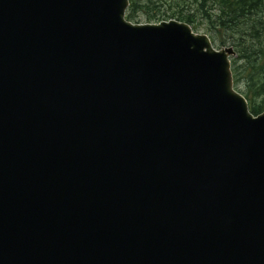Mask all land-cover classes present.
<instances>
[{"label": "water", "instance_id": "water-1", "mask_svg": "<svg viewBox=\"0 0 264 264\" xmlns=\"http://www.w3.org/2000/svg\"><path fill=\"white\" fill-rule=\"evenodd\" d=\"M127 6L0 0V264H264L233 50Z\"/></svg>", "mask_w": 264, "mask_h": 264}, {"label": "trees", "instance_id": "trees-1", "mask_svg": "<svg viewBox=\"0 0 264 264\" xmlns=\"http://www.w3.org/2000/svg\"><path fill=\"white\" fill-rule=\"evenodd\" d=\"M263 12L264 0H128L125 19L132 23L174 19L189 25L193 32L200 30L203 22L206 26L201 31L213 44L211 32L237 35L229 44L236 54L230 58L232 83L236 90L239 78L246 80V87L252 90V94L241 95L249 112L256 115L264 111V63H257L264 54ZM211 16H215L213 20ZM239 35L247 36L253 45H242L244 41L241 42L243 38ZM218 45L223 46L224 42Z\"/></svg>", "mask_w": 264, "mask_h": 264}, {"label": "rangeland", "instance_id": "rangeland-1", "mask_svg": "<svg viewBox=\"0 0 264 264\" xmlns=\"http://www.w3.org/2000/svg\"><path fill=\"white\" fill-rule=\"evenodd\" d=\"M163 9L161 8V11H162ZM215 16H211V19L213 20V18H214ZM263 18H264V12H263ZM264 20V19H263ZM205 24L202 22L201 24H200V26H199V28H200V30H196V32H198V33H203L202 31H201V29L202 30H204L205 29ZM219 29V28H218ZM217 29V30H218ZM241 29H243V27H241ZM212 34H213V36H214V44H213V46L215 47V48H219V47H231L229 44H231L232 42H234V40L237 38V35H233V34H230V33H227L226 35H223V34H218V33H220L219 31H218V33H214V32H211ZM207 35V34H206ZM208 36V35H207ZM240 36V35H239ZM241 37V36H240ZM241 38H243V40L241 41V42H243L244 41V43L242 44V45H250V44H252V42H251V40L247 37V36H245V37H241ZM264 38V35H263V37H262V39ZM221 42L223 43L224 42V45L223 46H219L218 44L220 43L221 44ZM262 44H264V43H262ZM253 45V44H252ZM255 46V45H254ZM232 48V47H231ZM232 50H233V48H232ZM234 52V51H233ZM236 56V54L234 53V55L232 56V57H235ZM237 63H240L239 61L237 62ZM257 63H259V64H262V63H264V54L263 55H261V57L259 58V59H257ZM246 80L244 79V78H239V81H238V84H237V87H236V90L238 91V92H240V94H244V93H248V95H251L252 94V90L249 88H247L246 87V82H245ZM254 100L256 101V99L254 98Z\"/></svg>", "mask_w": 264, "mask_h": 264}, {"label": "bare ground", "instance_id": "bare-ground-1", "mask_svg": "<svg viewBox=\"0 0 264 264\" xmlns=\"http://www.w3.org/2000/svg\"><path fill=\"white\" fill-rule=\"evenodd\" d=\"M232 49V48H231Z\"/></svg>", "mask_w": 264, "mask_h": 264}]
</instances>
